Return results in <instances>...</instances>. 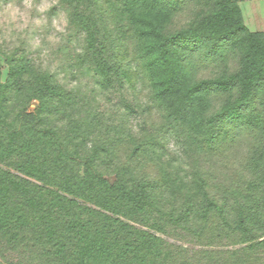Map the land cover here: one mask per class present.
Listing matches in <instances>:
<instances>
[{"label":"trees","instance_id":"16d2710c","mask_svg":"<svg viewBox=\"0 0 264 264\" xmlns=\"http://www.w3.org/2000/svg\"><path fill=\"white\" fill-rule=\"evenodd\" d=\"M61 2L78 64L139 83L149 123L0 47V264H264V31L238 0Z\"/></svg>","mask_w":264,"mask_h":264},{"label":"rangeland","instance_id":"374dc122","mask_svg":"<svg viewBox=\"0 0 264 264\" xmlns=\"http://www.w3.org/2000/svg\"><path fill=\"white\" fill-rule=\"evenodd\" d=\"M0 47L6 51H26L35 63L54 73L63 86L86 96L111 120L126 119L133 133H139L142 126L147 128L149 120L143 123L139 106L144 108L150 102L139 83L131 88L125 85L121 94L106 93L99 88L88 64H78L77 55L84 47L83 34L69 21L61 0H0ZM125 102L134 107L126 118L122 117ZM35 105L32 102L29 109ZM165 149V155L175 166L184 165L172 139Z\"/></svg>","mask_w":264,"mask_h":264},{"label":"crops","instance_id":"0c3cea01","mask_svg":"<svg viewBox=\"0 0 264 264\" xmlns=\"http://www.w3.org/2000/svg\"><path fill=\"white\" fill-rule=\"evenodd\" d=\"M244 25L250 31H264V0H238Z\"/></svg>","mask_w":264,"mask_h":264}]
</instances>
